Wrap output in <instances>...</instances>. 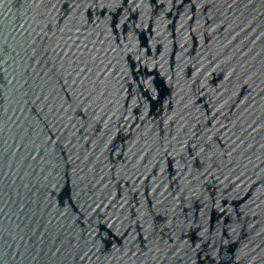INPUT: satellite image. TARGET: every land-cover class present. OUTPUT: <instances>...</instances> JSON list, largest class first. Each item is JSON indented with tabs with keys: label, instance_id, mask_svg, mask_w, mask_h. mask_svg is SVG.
I'll return each mask as SVG.
<instances>
[{
	"label": "water",
	"instance_id": "95a60500",
	"mask_svg": "<svg viewBox=\"0 0 264 264\" xmlns=\"http://www.w3.org/2000/svg\"><path fill=\"white\" fill-rule=\"evenodd\" d=\"M3 264H264V0H0Z\"/></svg>",
	"mask_w": 264,
	"mask_h": 264
},
{
	"label": "snow or ice",
	"instance_id": "6c2138e0",
	"mask_svg": "<svg viewBox=\"0 0 264 264\" xmlns=\"http://www.w3.org/2000/svg\"><path fill=\"white\" fill-rule=\"evenodd\" d=\"M0 264H3V262H2V261H0Z\"/></svg>",
	"mask_w": 264,
	"mask_h": 264
}]
</instances>
